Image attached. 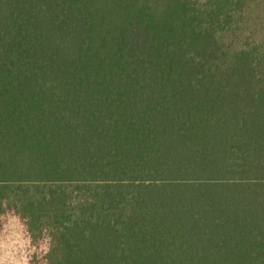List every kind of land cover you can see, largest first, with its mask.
Listing matches in <instances>:
<instances>
[{
    "label": "trees",
    "instance_id": "trees-1",
    "mask_svg": "<svg viewBox=\"0 0 264 264\" xmlns=\"http://www.w3.org/2000/svg\"><path fill=\"white\" fill-rule=\"evenodd\" d=\"M47 264H264V0H0V219Z\"/></svg>",
    "mask_w": 264,
    "mask_h": 264
},
{
    "label": "rangeland",
    "instance_id": "rangeland-1",
    "mask_svg": "<svg viewBox=\"0 0 264 264\" xmlns=\"http://www.w3.org/2000/svg\"><path fill=\"white\" fill-rule=\"evenodd\" d=\"M48 242H34L25 222L13 211L0 219V264H47Z\"/></svg>",
    "mask_w": 264,
    "mask_h": 264
}]
</instances>
